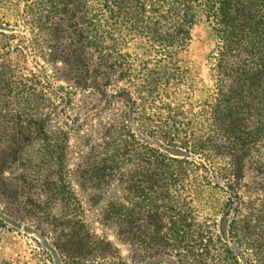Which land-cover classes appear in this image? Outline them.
Segmentation results:
<instances>
[{"label": "rangeland", "instance_id": "rangeland-1", "mask_svg": "<svg viewBox=\"0 0 264 264\" xmlns=\"http://www.w3.org/2000/svg\"><path fill=\"white\" fill-rule=\"evenodd\" d=\"M66 1L0 0V264H264V150L233 207L185 151L189 126L212 128L210 25L168 48L176 24L149 33L114 0L83 82L54 55Z\"/></svg>", "mask_w": 264, "mask_h": 264}, {"label": "trees", "instance_id": "trees-1", "mask_svg": "<svg viewBox=\"0 0 264 264\" xmlns=\"http://www.w3.org/2000/svg\"><path fill=\"white\" fill-rule=\"evenodd\" d=\"M90 1L67 0L63 3L64 12L72 16L66 20L70 22L67 31L60 28L61 25L57 33L59 42L63 38L66 44L54 47L56 59L83 82L82 73L86 70L88 76L90 68V50L93 47L101 50L103 45L101 19L114 13V8H122L120 3L106 0V13L105 9L98 8V15L90 19L96 20V25L92 22L88 26L85 21L81 23L84 27H79L73 20L79 17L81 4L89 3L87 14L90 17L94 10L90 8ZM135 1L139 16L146 24L143 28L149 33L157 29L160 19L176 24L179 37L170 36L168 48L185 49L190 43L192 28L200 21L207 22L214 32L217 39L212 63L215 90L209 115L205 117L212 128L206 131L205 139L196 140L199 129L189 126L185 151L199 156L201 172L224 179L230 197L228 206L233 207L254 159L264 150V0ZM30 9L31 4L26 5L24 14L27 15ZM83 86L89 87L86 83ZM222 160H227V166L221 164Z\"/></svg>", "mask_w": 264, "mask_h": 264}]
</instances>
